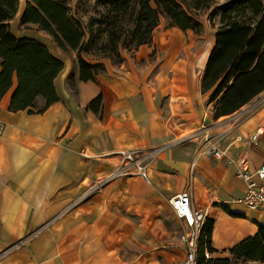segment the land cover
Returning <instances> with one entry per match:
<instances>
[{"label": "crops", "instance_id": "obj_1", "mask_svg": "<svg viewBox=\"0 0 264 264\" xmlns=\"http://www.w3.org/2000/svg\"><path fill=\"white\" fill-rule=\"evenodd\" d=\"M190 38L160 25L150 43L121 64L104 62L75 91L79 65L45 43L65 65L55 81L59 100L42 113L14 111V86L0 101V264H185L183 227L169 202L185 190L215 220V257H230V247L257 233L264 213L237 202L247 190L237 171L243 157L252 170L264 161V91L215 120L201 87L215 34L208 50ZM99 95L98 113L88 105ZM221 133L232 162L200 152L205 136ZM159 146L167 147L150 162L149 181L131 174L96 187L120 150Z\"/></svg>", "mask_w": 264, "mask_h": 264}, {"label": "trees", "instance_id": "obj_2", "mask_svg": "<svg viewBox=\"0 0 264 264\" xmlns=\"http://www.w3.org/2000/svg\"><path fill=\"white\" fill-rule=\"evenodd\" d=\"M109 13L129 11L138 5L136 25L138 46L152 41L162 9L182 29H198L201 23L180 8L176 0H106ZM155 3L156 6H153ZM20 0H0V101L14 86L10 109L42 113L59 100L56 78L64 69V61L37 38L18 37L11 21L16 17ZM70 0H27L21 23H34L47 32L64 52L77 51L80 81L95 80L100 63H92L82 55L85 28L71 12ZM220 20L201 82L203 92H210L215 102V120L234 114L264 91V0H227L221 7ZM115 45V44H114ZM44 103L39 105L38 99ZM102 96L88 105L100 112ZM232 216L243 214L223 206ZM215 220L206 217L200 235L199 261L205 249L214 252L212 234ZM230 257L209 259L206 264L264 263V224L258 231L228 249Z\"/></svg>", "mask_w": 264, "mask_h": 264}, {"label": "rangeland", "instance_id": "obj_3", "mask_svg": "<svg viewBox=\"0 0 264 264\" xmlns=\"http://www.w3.org/2000/svg\"><path fill=\"white\" fill-rule=\"evenodd\" d=\"M26 1L27 0H20L18 13L11 21L13 32L18 35L28 34L33 35L34 37H39V39L44 43H49L51 45V49L56 51L55 47L58 45L47 32L44 30L42 31L39 25L34 23L25 25L21 23V14L26 6ZM226 1L227 0H176L180 8H182L189 16L195 18L201 23L199 28L195 30L192 28L181 29L189 34L192 41L195 39L194 42L200 44L203 50H208V48L211 47L210 40H213L216 29L218 28L220 20L219 13L221 12V7ZM70 3L72 7V15L82 23L86 31L85 46L82 51V55L85 60L103 65L104 62L121 64L128 56L134 55L135 50L140 46H138L137 43L138 29L135 28L136 14L138 10V5H136V3H134L132 8L126 13H109V7L107 6L106 0H70ZM153 6H156L155 3H153ZM174 23L175 22L169 15H167L162 9H159L158 26H176L173 25ZM65 53L70 57H73L75 63L79 65L77 51L70 50ZM203 57L204 56L202 54L200 59L202 60ZM104 69L105 65L104 67H100L101 71ZM77 81L78 78L73 76L70 82V88L73 91L76 90ZM202 130L210 132V127H205ZM202 130H200V140L203 139ZM212 139H217L220 146L227 148L229 151V139L224 133H221L220 136L213 134L205 136L204 141L200 146V152L203 153L205 147L209 145V140ZM236 140H239L237 141V146L242 152L244 144L241 143V138H236ZM231 160L233 159L231 158ZM214 258L219 257L214 256Z\"/></svg>", "mask_w": 264, "mask_h": 264}, {"label": "built area", "instance_id": "obj_4", "mask_svg": "<svg viewBox=\"0 0 264 264\" xmlns=\"http://www.w3.org/2000/svg\"><path fill=\"white\" fill-rule=\"evenodd\" d=\"M240 113H237V116ZM1 131V130H0ZM257 134L254 135V138ZM208 146L203 150L204 154L217 160L228 159V149L221 147L217 139L209 140ZM167 146H159L151 149H123L118 152L120 162L107 176L99 181L96 187L117 178L137 174L149 181V165L153 158L162 152ZM230 162L233 160L228 159ZM195 166L193 162L192 167ZM194 170V169H192ZM237 176L247 183V190L243 197L237 202L246 208L264 213V161L256 169H251L248 158H242L238 162ZM170 205L176 217L181 221L182 232L179 244L186 248L185 264H206L209 259L214 258L212 251L205 249L203 262L199 261L200 235L202 226L206 220V211L196 208L193 204L190 190L175 194L169 199Z\"/></svg>", "mask_w": 264, "mask_h": 264}]
</instances>
